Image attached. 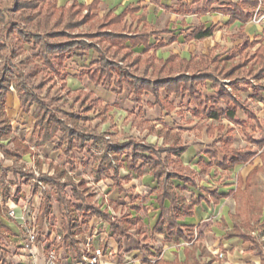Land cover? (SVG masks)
<instances>
[{
	"label": "trees",
	"instance_id": "16d2710c",
	"mask_svg": "<svg viewBox=\"0 0 264 264\" xmlns=\"http://www.w3.org/2000/svg\"><path fill=\"white\" fill-rule=\"evenodd\" d=\"M3 1L0 0V153L3 158L16 161L29 151L25 144L10 136V127L4 114L6 93L9 85L13 83L21 108L28 111L35 105L33 116L36 127L41 130L42 142L57 137V145L61 147L63 153L75 147L85 148L95 160L99 159V170L106 175H110L111 169L113 176H116L122 154L129 164L136 165L140 162L136 169L138 172L147 166L156 182L155 201L160 209L152 231L162 233L175 241L192 240L193 227L190 225L182 227L178 219L184 215H191L194 205L206 198L192 195L190 200L186 201L181 193V189L188 185L195 186L196 182L192 171L179 168L180 156L186 149L179 136L171 135L168 128L162 131L164 140L161 145L135 138H128L123 142H110L106 139L105 133L97 132L88 124V112L92 108H97L100 114L108 110L107 106L101 105L98 98L85 92L80 111L64 112L62 107L54 102L55 98L50 96V90H47L45 96L41 95L42 90L53 79L61 78L62 66L70 54L74 52L83 54L92 49L96 52V59L93 67L87 71L90 80L109 83L113 79L114 84H125L130 88L134 101L139 102L144 94H150L162 106L168 105L162 102L161 91L166 96L187 92L191 103L195 105L192 115L212 120L225 117L242 127L247 141L262 144L264 137L255 140L251 133L257 118L237 98V93L250 87L253 93L264 101L261 96L264 87L260 82L264 77V44L250 50L255 42L246 40L239 47L230 50L223 59L219 56H200L197 59L191 57L184 60L171 55L161 60L148 53L149 49L164 45L162 40H158L156 44L149 43L150 37L159 32L143 29L129 33L120 27L124 15L127 12L133 13L128 7L120 14L109 11L98 18L92 12L96 9L98 0L88 5L73 0L64 6H57L56 0H13L12 6L7 9L2 8ZM179 1L177 10L182 12L202 14L215 10L229 15L231 21L239 19L243 22L253 18L260 4L259 0H192L187 4ZM85 25L88 28L82 31L81 28ZM212 31L213 27H205L204 24L198 23L186 37L202 39L211 35ZM26 45L34 50L33 54L24 55L23 47ZM139 46L143 47L144 56L133 52V49ZM237 53L239 57L233 60ZM231 59L232 61H229ZM40 75L41 78L33 83ZM223 79H229L230 90L222 84ZM205 82L210 83L214 96H202L200 86ZM236 109H241L246 117L238 118ZM78 122L82 125L87 123V126L80 127ZM216 128L221 134L214 140V148L206 151V154L213 158L219 167L228 169L249 161L255 155L251 146H233L231 127L222 133L221 125L217 127L208 125L207 131L213 134ZM216 141L221 142V147L215 146ZM99 151L101 152L98 157ZM201 169L205 171L206 166H202ZM55 170L57 171V168ZM12 171L17 176H26V182L35 177L34 174H27L15 167H12ZM62 174L63 171L59 175L40 174L39 179L53 185L55 198L63 214V226L60 231L64 243L74 247L72 237L79 228L76 211L84 218L100 216L111 219V215L93 202V195L87 187H83V181L78 184L70 179L62 182L60 181ZM172 180L182 182L183 186L174 187ZM116 183L119 185L118 181ZM67 185L71 186V195L75 200H79L80 204L70 203L66 199L64 188ZM32 187L33 192H36L38 184H32ZM220 196L215 191L209 193V197L215 202ZM165 202L168 203L167 206ZM48 203L49 198L45 195L41 204L43 210L48 207ZM136 224H140L139 218L127 214L121 219L114 218L110 222V229L114 234L127 236L129 229ZM228 235L250 239L261 256L260 264H264V252L253 236L241 232L238 228H234Z\"/></svg>",
	"mask_w": 264,
	"mask_h": 264
},
{
	"label": "crops",
	"instance_id": "0c3cea01",
	"mask_svg": "<svg viewBox=\"0 0 264 264\" xmlns=\"http://www.w3.org/2000/svg\"><path fill=\"white\" fill-rule=\"evenodd\" d=\"M13 0H4L2 2L3 6L6 7L10 4ZM73 0H56L57 6H64L68 5ZM80 4L88 5L92 3L94 0H76ZM226 1V0H220ZM238 1V0H233ZM260 4L256 8L255 14L258 13L259 7L264 8V0H259ZM182 4L191 3L192 0H180ZM130 8L133 10L132 12H127L122 21L120 23V27L124 28L125 31L129 33H135L138 30H151L159 32L156 35H152L150 37L149 43L156 44L158 40H162L164 42L163 46L157 48L149 49L148 53L153 54L157 59L164 60L167 57L173 55L177 59H184L189 60L191 57H195L196 59L200 56H219L220 59L226 57L230 50L234 49L235 47H239L242 45L246 40L249 42H255L254 46L250 48V50H254L260 44H264V38H262L261 32L255 31L256 26H250L249 22L252 20H248L243 22L239 19L230 20L229 15L224 14L220 11H208L202 14L198 13H187L177 10L178 8V0H98L96 9L92 12L96 14L98 18L103 16L107 12H112L113 14H120L125 8ZM103 9V10H102ZM154 9H163L167 12L175 14L179 17L177 22L186 27L187 29L184 32L175 31L171 26L174 23H165L161 28H155V21L156 18L153 14ZM86 10H84L85 12ZM217 13L220 15L221 23L214 21V23H208L206 20V15L209 13ZM202 23L205 27H213V31L211 35L206 36L202 39H188L186 36L189 35L193 29V27L198 24ZM178 24V25H179ZM87 26V25H85ZM84 27V26H83ZM82 27V28H83ZM233 27V31L226 33L238 35L236 37H232L231 40H234L231 44H222L221 40L215 38V42H213L209 49L206 51H198L193 52L192 54L186 52L173 51L168 55H159L160 51L168 48L171 45H174L180 37L185 42H193V43H202L207 38H212L213 35L221 29V33H224V29H231ZM81 28V29H82ZM88 28V26H87ZM224 30V32H222ZM182 33V34H181ZM259 33L258 36H255ZM182 35V36H181ZM224 41V39H222ZM226 43V42H225ZM227 45V46H226ZM217 47L224 48L225 54L221 53H213ZM135 54H139L144 56L143 47L139 46L133 49ZM26 55V54H24ZM239 57V53L235 54L233 60H236ZM76 59L75 62L72 60ZM86 59L89 60L87 62L88 66H85ZM96 59V52L92 49L88 50L86 53L81 54L80 52H74L70 54V56L65 60L62 66V76L58 79V86L56 82L51 81L49 82L45 88L42 90L41 95L45 96L47 90H50V96L54 97L51 94V91L54 87L58 89L66 88L67 92L73 94L74 101L79 105L85 99V92L90 93L92 96L98 98L101 102V105L107 106L108 110L104 114H100L97 108H92L89 112V121L90 127L97 132L105 133V137L109 140V136L107 135V131L105 130H97L93 125H91V117L95 116L99 119L100 122H112L111 125L116 123V118H126L133 116L136 119V125H141L146 122V119L150 118L149 116L150 111H153L152 119H156L159 122V126H154V130L162 139L163 136L162 131L166 129H170L171 135H178L179 132L172 123H169V119L171 115H177L178 113L181 114L180 108L172 101V97H179L185 98L186 95L188 96V101L186 102L188 105L187 112L192 117H196L192 115V110L195 108V105L190 101V95L185 92L180 95L171 94L166 96V94L161 91V99L162 102L168 106H162L158 102L155 101V97L150 94H144L139 102L134 101L132 99V93L130 88L125 85H116L112 81L109 83H98L94 82L89 79L87 71L93 67V62ZM35 60L38 61V58ZM229 61H232L229 60ZM82 64H85L84 66ZM260 80L261 84L262 80ZM209 83V82H205ZM203 83V84H205ZM229 79H223L222 84L227 86L228 90L230 87L228 86ZM202 84V85H203ZM210 85V83H209ZM211 88V86H210ZM212 89V88H211ZM201 90V86H200ZM212 95H202L204 97H211L214 96V90L212 89ZM201 92V91H200ZM246 93V96L242 98V94ZM237 98L241 100V102L248 107L257 118V123H254V130L251 131L252 138L255 140H260L264 137V123L261 120V117L264 115V101L260 99L253 93L252 88H248L247 90H240L237 93ZM261 96L264 98V89L261 91ZM252 101V103H257L259 105V111L254 110L251 108L246 101ZM191 105L193 107H191ZM35 107V105H32ZM32 106L28 111H25L21 108L19 98L17 95V91L15 85L11 83L9 85L8 91L5 97V105H4V114L7 119V122L10 127V136L17 138L20 142L25 144L29 151L22 157L25 156H33L35 153L39 152L45 144H53L54 148L60 150V155H66L69 152L71 153L74 149H85V148H72L67 153H63L61 147L57 144L58 138L54 137L51 141L42 142V133L41 130L36 127L35 125V118L33 116V110L31 109ZM170 106V107H169ZM78 112V111H77ZM236 116L240 119L246 117L244 112L241 109H236ZM171 119H175V117ZM181 116V115H179ZM200 119L205 120V124H201L200 130H203L207 139L210 140L209 143L204 144L203 147H200L199 144H192L189 145L182 141L181 135L179 138L181 139V143L185 145L186 149L180 156V169L185 170L188 169L192 171L195 176V186L188 185L186 188L181 189V193L184 195L186 201H189L191 196H201L205 197L206 199L201 200L198 204L194 205L193 211L191 215H184L178 219V223L183 227L185 225H190L193 227L194 238L192 240H173L171 238H167L164 234L153 232L152 229L159 217L160 209L155 201V192L154 188L156 187V182L151 174L149 168L144 166L141 168V171H137L136 169L140 165L138 162L136 165L129 164L120 156V166L118 167V171L116 176H113V172L109 169V174L104 175L109 177L112 181V186L118 192V194H123L127 197L130 201V205L127 208L123 206L118 210V213L114 214L107 207H102V209H106V211L111 215V219L102 218L100 216H91L89 218L82 217L78 211H76L79 228L78 233L80 237L84 235L91 236V248L96 247H104L105 252L102 257V262L105 264H260L261 263V256L257 253V249L255 244L250 239H242L238 235L229 236L228 234L234 230V228H238L241 232L250 234L256 240V242L261 246L264 252V233L259 234L260 231L264 232V214L261 207H255L252 204V195L250 193V188L252 186L253 179L255 175L260 171L261 168L264 169V143L256 144L249 142L245 139L243 134L242 127L238 124H234L229 119L222 117L219 120H212L207 117H201ZM155 121V122H157ZM254 122V121H253ZM212 125L217 127V125H221L223 127L222 133H225L226 130L231 127L233 129V146L239 147L235 145V140L238 134V129L240 130V139L245 142V144L241 147L251 146V148L255 151V155L245 163L236 164L228 169H223L219 167L213 161V158H210L206 151L212 150L214 148L213 142L217 140L218 136L221 134L218 128L215 129L213 134H209L207 131V126ZM118 126V123H116ZM263 131L262 134L258 133ZM128 138H135L132 136H128L123 141ZM225 138V137H224ZM137 140L144 141L150 144H157L161 145V143L147 141L145 138H135ZM110 141V140H109ZM119 141V142H123ZM111 142V141H110ZM118 142V141H112ZM202 143V142H201ZM206 145V146H205ZM221 142L216 141L215 146L221 147ZM257 147V148H255ZM192 149L198 154V158L196 161V169L190 167L188 163H186L182 158L186 155L189 150ZM86 150V149H85ZM87 151V150H86ZM88 152V151H87ZM90 155L91 153L88 152ZM38 154V153H37ZM123 155V154H122ZM93 156V155H91ZM3 157V156H2ZM207 160H205V158ZM21 158V159H22ZM94 160V157H92ZM7 159V158H6ZM15 159L13 162L20 161ZM219 159L221 160V155H219ZM99 160V159H98ZM39 167L44 162L43 160L37 159ZM129 168L130 172H133L135 176L141 177L144 172L146 171L150 178L154 181L155 185L151 189L152 192V199L153 205L148 207L143 202V197L140 193L131 192L128 188L124 187L123 185L126 183L127 185L132 183L131 174L127 173L124 176H120V168L122 164ZM206 166V170L203 171L201 168L202 166ZM214 168L219 175L217 176V182H221L219 185L221 187L217 188L214 187L213 189L208 188V186L202 184V178L200 177L201 174L208 175L211 168ZM57 168V171L55 170ZM100 168V167H99ZM64 172L65 169L63 166L57 165L54 161H49L46 165V168L39 169L40 174H48V175H59V173ZM225 172H231V179L228 178V175H225ZM34 174V173H33ZM63 175V174H62ZM60 175V181L61 176ZM69 179V178H68ZM65 179V180H68ZM227 179V180H226ZM63 180V181H65ZM72 180V179H70ZM62 181V182H63ZM73 181V180H72ZM82 181V180H80ZM79 181V182H80ZM116 181L119 182L117 185ZM74 182V181H73ZM78 182V183H79ZM75 183V182H74ZM76 183V184H78ZM84 183V181H83ZM172 184L174 187H181L183 183L178 180H172ZM135 185L134 182L131 186ZM83 187H87L84 186ZM80 187V188H83ZM89 192L93 195V192L90 191L89 187H87ZM204 188V190L202 189ZM193 189V190H191ZM194 190H198L200 193L194 192ZM67 191L70 194V197L74 200V204H80L79 200H75L71 195V186L67 185L64 188V195L67 199ZM216 192L221 196L215 202L209 197V193ZM233 200V210L228 209L225 213H221L219 218L214 221L209 217L212 216V208L213 206H217L221 204L226 199L230 198ZM56 199V198H55ZM93 200V198H92ZM93 202H95L93 200ZM71 203V202H70ZM96 203V202H95ZM98 204V203H97ZM167 202H165V206H167ZM57 210L60 212V226H63V214L60 210L59 204L57 202ZM149 210L153 211L154 215L152 219V223L149 226H146L144 217L149 212ZM130 214V216L139 218L140 224H136L135 226L129 229V235L122 236L112 233L110 229V222L116 218L121 219L125 215ZM81 219V221H80ZM230 219L232 222L230 223ZM212 222H215L212 225ZM6 225L8 228L15 229V225L13 222L6 221ZM62 229V228H61ZM95 231V233H93ZM104 236V242H101V237ZM109 243V247L106 245ZM71 250L72 253H68L65 256L69 258V260H74L79 257V250L74 244V247L67 245L66 243L63 244V248ZM63 250V249H62ZM216 252H224L223 258H218L216 256Z\"/></svg>",
	"mask_w": 264,
	"mask_h": 264
},
{
	"label": "rangeland",
	"instance_id": "374dc122",
	"mask_svg": "<svg viewBox=\"0 0 264 264\" xmlns=\"http://www.w3.org/2000/svg\"><path fill=\"white\" fill-rule=\"evenodd\" d=\"M173 1V0H172ZM13 4V1L8 4L6 7L3 6V9L10 8ZM103 10V9H102ZM156 21H155V28H161L165 23H174L171 27L175 31L184 32L187 28L180 25L177 20L179 17L175 14H172L170 12H167L163 9H154L153 12ZM206 20L208 23H214V21H217L221 23L220 15L217 13H209L206 15ZM179 24V25H178ZM250 26H256L255 31L261 32L262 38H264V8L259 7V11L255 16L252 18V20L249 22ZM87 26H84L82 28V31H86ZM225 30V32H224ZM221 33V29H218L216 33L213 35L212 38H207L202 43H193V42H185L181 37L174 45L169 46L168 48L164 49L163 51H160L159 55H168L172 53L173 51H177L178 53L186 52L189 54H192L193 52H198L200 50L206 51L209 49L210 45L215 42V38H219L221 40V43L223 44H231L234 40H231L232 37H236L238 35L233 34H227L226 32H232L233 27L231 29H224ZM182 34V33H181ZM259 33H257L255 36H258ZM182 36V35H181ZM224 39V41H222ZM226 42V43H225ZM227 46V45H226ZM23 53L24 54H33L34 50L29 48L27 45L23 47ZM213 53H221L225 54L224 48L217 47L216 50H214ZM76 59H73L72 61L75 62ZM77 61V60H76ZM89 60L86 59V65L82 64L83 66H88L87 62ZM90 62V61H89ZM41 78V75L37 77V79L33 80V83H35L37 80ZM58 79L59 77L53 79L54 82L57 83L56 86H58ZM262 83L264 84V79L262 80ZM201 94L202 95H212L213 91L210 88L209 83H205L201 85ZM51 94L55 98V103L59 104L62 107V110L64 112H72V111H80L79 105L74 101V98L72 97L73 94L66 91V88L64 89H58L54 87L51 91ZM242 98L246 96V93L242 94ZM172 101L180 108V113L177 115H171V118L174 116L175 119H169V123L175 128H177L179 132V136L181 135L182 141L192 145V144H199L200 147H203L204 144H207L210 142L209 139L205 136L203 130H200L201 124H205L204 119H200L201 117L196 116L192 117L189 112H187V101L188 96L186 95L185 98H179V97H172ZM247 104L253 108L254 110H258L260 108L259 105L255 102L252 103V101H247ZM191 107H193L191 105ZM35 108L32 106V110ZM261 110V109H260ZM150 118L146 119V122L141 125H136V119L133 116L126 117V118H116V123H118V126H116V123L114 125H111L112 122H100L99 119L95 116L91 117V125H93L97 130H105L107 131V135L109 136L110 141H123L128 136H132L135 138H145L147 141L161 143L162 139L154 130V126H159V122L156 119H152L153 117V111H150ZM181 115V116H179ZM262 122L264 123V115L261 117ZM157 121V122H155ZM78 126H87V123L84 125L81 124V122H78ZM264 131V130H263ZM263 131H260L258 133L262 134ZM238 134L235 140L236 146H243L245 142H243L240 139V130L238 129ZM202 142V143H201ZM206 146V145H205ZM257 148V147H255ZM264 150V147H263ZM101 151L98 152L97 156L99 157ZM38 153V154H37ZM35 153L33 156H25L18 162H13V160L3 158L0 153V206L3 204V206H14L22 208V202L25 199V196L30 193L31 187L30 184L33 183V181L30 180V183L26 182V176L25 177H18L15 175L12 171V167H15L16 169H19L27 174H38L39 169H45L46 165L49 161H54L57 165L63 166L65 169V174L61 176V180L65 179H72L75 183H78L80 180L84 181L85 186L89 187L90 191L93 192V200L100 204L102 207H107L108 210H110L112 213L116 214L118 213V210L121 208L123 209V206H126L127 208L131 204L129 199L125 197L123 194H118L116 190L112 186V181L109 177H106L103 172L99 170L100 161L93 160V156H91L85 149L79 150L74 149L71 153L69 152L66 155H60V150L54 148L53 144H45L44 147L39 151ZM196 152L192 149L189 150V152L183 156V160L190 165L191 168L196 169V161L197 156ZM124 158V155H121V159ZM205 160L206 157H204ZM37 159L43 160L44 162L41 164H38ZM120 176H124L125 174L129 173V168L125 165V163L122 164L120 170ZM210 173L208 175L201 174L200 177L202 178V184L208 186V188L213 189L214 187H221L219 185L221 182H217V176L219 173L212 167L209 171ZM131 177L133 178L132 183L130 184H124L123 186L128 188L131 192H138L143 197L144 204L148 207H151L153 205L152 199V192L151 189L154 187L155 183L150 178L149 174L145 171L144 174L141 177L135 176L133 172H130ZM225 175H228V178L231 179V172H225ZM227 180V179H226ZM134 184L131 186V184ZM252 186L250 188V193L252 195V204L255 207H261L263 214H264V169L261 168L260 171L255 175ZM42 188L45 189L46 193H48L50 199H53V204L50 207V215L51 218L59 225L61 222L60 219V212L57 210V200L55 199L54 195V189L53 187L48 183H43ZM136 188V191H135ZM18 190V191H17ZM193 190V189H191ZM197 194L200 193L198 190H194ZM33 204L36 205V199L33 200ZM233 200L230 198L223 201L221 204L217 206H213L212 208V216L209 217L210 219L216 221L221 213H225L226 210L231 209L233 210ZM153 211L149 210V212L145 215L144 221L146 226H149L152 223V219L154 215L152 214ZM264 216V215H263ZM0 219H6L3 217V215H0ZM6 221V220H5ZM232 220L230 219V223ZM215 222H212V225H214ZM264 233L263 231H260L259 234L262 235ZM68 253H72L71 250L63 248V255H66ZM224 254V252H222ZM223 258V257H222Z\"/></svg>",
	"mask_w": 264,
	"mask_h": 264
},
{
	"label": "built area",
	"instance_id": "2783aa9c",
	"mask_svg": "<svg viewBox=\"0 0 264 264\" xmlns=\"http://www.w3.org/2000/svg\"><path fill=\"white\" fill-rule=\"evenodd\" d=\"M34 175L30 179L33 181L30 184L31 191L25 196L22 208L3 204L0 206V215L6 218L0 219V264H105L102 262L105 248H91V236L87 234L83 237L78 233L73 234V242L79 250L77 259L69 260L63 255L65 243L60 231L62 227L51 218L53 199L42 188L43 183L47 182L39 179V173ZM35 183L38 188L33 192L32 184ZM45 195L49 203L43 210L41 204ZM35 199L36 205L33 204ZM67 200L74 203L68 191ZM5 220L13 222L16 228H8ZM100 240L104 242V236ZM106 245L109 247V243ZM216 256L222 258L224 254L216 252Z\"/></svg>",
	"mask_w": 264,
	"mask_h": 264
}]
</instances>
